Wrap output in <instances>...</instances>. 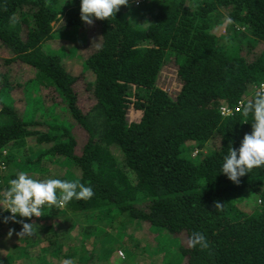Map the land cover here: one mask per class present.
Returning a JSON list of instances; mask_svg holds the SVG:
<instances>
[{
    "label": "trees",
    "instance_id": "16d2710c",
    "mask_svg": "<svg viewBox=\"0 0 264 264\" xmlns=\"http://www.w3.org/2000/svg\"><path fill=\"white\" fill-rule=\"evenodd\" d=\"M262 89L264 0H128L90 25L80 0H0V196L21 171L93 190L44 206L30 238L8 228L0 261L87 264L83 255L117 245L118 222L97 223L117 209L135 222L122 234L133 252L117 247L122 264L134 252L136 264H264V167L238 184L221 172ZM9 215L0 211V230ZM196 231L209 248L189 245Z\"/></svg>",
    "mask_w": 264,
    "mask_h": 264
},
{
    "label": "clouds",
    "instance_id": "9594fccd",
    "mask_svg": "<svg viewBox=\"0 0 264 264\" xmlns=\"http://www.w3.org/2000/svg\"><path fill=\"white\" fill-rule=\"evenodd\" d=\"M127 2L128 0H80L81 20L89 25L94 19L108 20ZM226 23L231 24L232 21L227 19ZM249 114L253 120L251 133L244 135L238 149H229L221 166V172L237 184L251 169L264 167V89L256 91L252 100L243 106V115L247 117ZM92 196L93 190L90 186L61 179H36L21 171L9 181V186L0 196V211L10 213L2 222L8 223L11 220L12 223L21 224V231L17 235L20 238H29L38 231L34 228L36 224L27 223L17 217H41L46 205L62 207L73 198L88 199ZM220 206L219 203L216 204V208ZM12 231L14 230L9 231V235ZM188 243L191 247L209 248L206 236L198 231L190 235ZM66 264H72V261H66Z\"/></svg>",
    "mask_w": 264,
    "mask_h": 264
},
{
    "label": "rangeland",
    "instance_id": "374dc122",
    "mask_svg": "<svg viewBox=\"0 0 264 264\" xmlns=\"http://www.w3.org/2000/svg\"><path fill=\"white\" fill-rule=\"evenodd\" d=\"M224 31V30H223ZM263 45L260 44L258 49L260 50V48H262ZM77 72H79V70L77 69ZM15 97L18 98V97H22V91H18L15 93ZM87 96H85L86 98ZM47 102H49L48 100H46ZM74 132L75 134L77 135V138H80V139H85V136H84V132L83 130L81 129V127H74ZM5 188H2V192H1V196L3 195V192H4ZM120 214L119 211L117 209H114L112 211V213H102L101 216L102 218L101 219H98L97 220V223L100 224V226H103L102 228H104V230L107 232L108 229H111L109 227V223L108 221L110 219H113L114 221L116 220L117 223V230H111L113 233L110 234V235H114V237H118L117 238V245H112V244H107V246L104 248L102 247L103 249L102 250H95V251H92L86 255H83V258L84 260H86L87 264H122V262H120V260L118 259V257L116 256V251H117V247L120 248L121 250H123L126 255L129 257L130 254L133 252L131 246L127 243H125V241H122V234H125V231L124 229H127V231H130L131 228H135V222L126 218V215L122 213V217L120 219L117 218V215ZM125 217V219H124ZM40 217H35V218H27L26 220H24L25 222L27 223H33ZM96 219V217H95ZM81 221V225H80V229H83V226H88L91 224V221H90V215L87 217V216H84L82 219L78 216V217H72L71 216V219L69 221V224H68V227H71L72 226V223H77L78 221ZM118 220V221H117ZM92 224L95 226V222L93 220ZM15 225H18V223H12L10 225H6L4 226V228L2 230H0V233L2 234V237L5 236L6 232H7V229L10 228V227H13ZM20 225V224H19ZM105 225H108V227H104ZM20 227L22 228V226L20 225ZM53 226L50 225L48 228H47V231H53ZM66 229V228H65ZM46 232V233H48ZM41 235L43 234V230L40 231ZM45 233V234H46ZM44 234V235H45ZM50 235V234H49ZM182 238L185 237L184 234H182L181 236ZM30 238V237H29ZM6 239L8 240L9 237H6ZM1 240V239H0ZM47 239L43 240V242L45 243ZM100 243L101 246H103V242H104V239L103 237H101L100 239H97ZM3 241V240H1ZM75 241V240H74ZM91 241V239H90ZM76 242V241H75ZM77 243V242H76ZM78 243H81V242H78ZM78 243L76 244V247L79 248V245ZM91 243V244H90ZM88 243L90 246H94V242H90ZM2 247H5V242H4V245ZM35 247H31V251L33 253H36V250L34 249ZM7 249V248H5ZM80 250H82V248H80ZM10 253V252H9ZM118 254L120 256L123 255V252H121L120 250H118ZM123 257V256H122ZM93 259H102L101 261H94ZM122 259V258H121ZM131 261L130 264H136L137 262L140 261V257H138V255L136 254V252L133 253V255L131 256V258L129 259ZM162 259L159 258V261H161ZM142 261V260H141ZM187 258L184 259V264H187ZM35 263V262H34ZM27 264H28V261H27Z\"/></svg>",
    "mask_w": 264,
    "mask_h": 264
},
{
    "label": "built area",
    "instance_id": "2783aa9c",
    "mask_svg": "<svg viewBox=\"0 0 264 264\" xmlns=\"http://www.w3.org/2000/svg\"><path fill=\"white\" fill-rule=\"evenodd\" d=\"M142 1H145V0H136L137 3L142 2ZM241 105H242V103H240L235 109L236 110H239L240 107H241ZM223 111H224V113L229 114V113H232L233 112V109H230L228 107H225V108H223Z\"/></svg>",
    "mask_w": 264,
    "mask_h": 264
}]
</instances>
